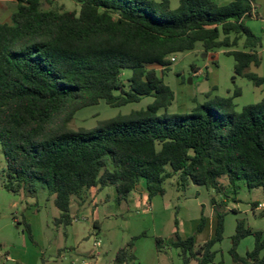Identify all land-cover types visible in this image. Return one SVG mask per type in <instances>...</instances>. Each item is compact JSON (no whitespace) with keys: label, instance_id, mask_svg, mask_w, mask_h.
I'll return each mask as SVG.
<instances>
[{"label":"trees","instance_id":"trees-1","mask_svg":"<svg viewBox=\"0 0 264 264\" xmlns=\"http://www.w3.org/2000/svg\"><path fill=\"white\" fill-rule=\"evenodd\" d=\"M14 1L9 21H0L3 190L35 197L42 187L58 210L55 227L66 230L77 220L72 201L83 206L91 189L113 188L121 204L141 182L148 200L163 196L173 178L184 193L203 187L225 200H210L213 237L197 246L195 235L181 239L175 231L170 239L155 238V247L158 253L163 244L179 250L182 264H224L215 262V246L223 240L226 203L238 202L241 186L264 187V99L236 111V89L232 97L197 104L190 113L170 114L174 94L163 77L172 56L200 44L205 53L228 49L234 74L263 84L264 78L248 71L261 64V39L245 24L256 16L254 0H177L175 8L172 0H72L75 10H63L57 0ZM148 97L153 101L145 109L93 129L70 127L78 111L101 101L120 108ZM206 223L201 212L196 233ZM24 230L32 240L27 225ZM247 237L254 238V247L241 257L237 249ZM137 239L116 252L113 264L134 260ZM263 249L264 233L237 220L232 262L264 264Z\"/></svg>","mask_w":264,"mask_h":264},{"label":"rangeland","instance_id":"rangeland-1","mask_svg":"<svg viewBox=\"0 0 264 264\" xmlns=\"http://www.w3.org/2000/svg\"><path fill=\"white\" fill-rule=\"evenodd\" d=\"M231 0H217L219 5H224ZM256 5V17L247 18L245 24L248 28L261 39V46L257 49L261 59L259 67L251 66L249 72L264 78V0H254ZM171 5L175 8L178 5L177 0H172ZM57 6L63 10L78 9V4L72 0H57ZM48 9L47 5H43ZM16 10L14 0H0V21L8 22L11 14ZM243 40H241L238 49H242ZM228 49H219L211 53H205L201 45L198 44L195 50L180 54H175V62L172 63L170 71L163 77L164 84L167 85L174 94V100L167 109L170 114L190 113L197 104L212 101V99L232 97L235 90L239 89V97L233 98L236 111H241L243 107L256 104L264 99V83L255 86L251 81L236 76L234 74V60L225 53ZM194 67L199 72L197 75L191 70ZM159 70V69H157ZM125 78L130 77V71H123ZM153 101L152 98H143L139 103L129 104L120 108H112L101 101L98 105L84 108L78 111L70 127L74 130L93 129L98 122L126 115L132 111L145 109ZM4 158L0 149V173L4 168ZM2 174H0V220L10 218L14 214L18 222L13 228L19 226L24 230L25 225L30 229L32 240L27 239L33 247L39 249L38 264H70L75 262L78 255L74 249L77 247L73 231L76 229L81 236H88L94 232L92 240L87 246H94V241L99 242V246L94 248V259L101 258L103 264H113L116 252L126 246L132 237H138L134 242L133 255L134 260L130 264H149L152 256L153 264H182L179 257V250L167 247L165 244L158 253L155 248V238L164 240L174 236L176 231L174 221L177 220L178 228L184 231L182 236L190 237L196 235L197 224L201 212L210 220L214 214L210 200L212 197L219 202L221 195H216L212 191H207L203 187L191 186L185 193L176 188V178L168 180L165 185V194L155 196L151 200L145 196V202L150 204V210L145 211L144 205L138 199L128 198L127 203L119 204L116 200V194L112 188H105L109 199L105 202H96V206H86V208L75 211L76 201L73 200L71 213L78 215V224L68 227L66 230L56 228L53 221L58 217V210L53 204V200L47 199V191L39 187L33 201L35 204H24L27 199L20 198L6 192L2 188ZM198 192V195L196 193ZM229 197H232L230 194ZM238 202H229L227 213L225 215V232L223 240L215 246L218 251L215 262L224 261V264H234L229 255L231 247V237L235 233L236 221L244 220L246 225L253 230L264 233V216L251 215V204L258 202L264 204V187L254 190H247L241 186L236 195ZM19 200L13 210L7 206L13 201ZM81 207V206H79ZM225 208L221 209L224 211ZM178 211V212H177ZM264 211V210H263ZM31 216L37 217V229L41 231L34 234ZM97 222L98 230L101 235H95L98 231L94 229L93 223ZM38 224L42 227L38 228ZM211 232V223L205 229L204 238H208ZM7 233V232H6ZM144 236H141V235ZM68 235L67 239L65 236ZM42 237L41 243L36 240ZM87 241V240H85ZM203 244L199 241L197 246ZM84 247L80 246V248ZM254 247V238L247 237L243 239L237 252L239 256L245 257L248 251ZM104 250L103 254L101 253ZM97 254H96V253ZM59 254V255H58ZM60 256V257H59ZM264 257V249L261 252ZM84 258V257H83ZM85 259H90L87 257ZM79 261V260H78ZM13 264H23L15 260Z\"/></svg>","mask_w":264,"mask_h":264},{"label":"crops","instance_id":"crops-1","mask_svg":"<svg viewBox=\"0 0 264 264\" xmlns=\"http://www.w3.org/2000/svg\"><path fill=\"white\" fill-rule=\"evenodd\" d=\"M254 5H255V3H254ZM254 13H257L256 5L254 8ZM198 73L199 72L196 71L194 73V75H197ZM114 192H115V190H114ZM196 195H198V192L196 193ZM15 196H18V195H15ZM145 196H147L145 184L143 182H141L137 186V189L129 195V198H132L133 200L139 198V200L142 202L141 204L144 205L145 211H149L150 210V204L148 202H145V199H144ZM18 197L22 198L23 196L20 195ZM23 198H24V200L27 199V201H25L26 203H24V204H26V205L31 204V203L35 204L32 197H23ZM108 199H109V196L105 192V189H102V190L91 189L89 192V198H88L87 202L81 207H79L76 204L77 207H75L76 208L75 211H80L79 210L80 208L82 210V209L86 208V206H88V207L96 206V202L98 200H99V202H104V201L106 202ZM224 202H225V200L221 199V201L219 203L221 204ZM18 203L21 204L22 202L19 200H13L7 206V208L9 210H13ZM253 203L262 204V203H258V202H253ZM226 205H228V204L226 203ZM73 206H74V204H72V207ZM211 207L213 210L212 205H211ZM226 209H227V207H226ZM250 213L253 216V218L256 216V213H259V214L263 213V215H264L263 210H258V209L252 210V206H251V212ZM74 215L77 217V220L73 221L71 226H69L72 228H74L73 226L78 224V221H79L78 215L75 212H74V214L71 213V216H74ZM30 219H31V224L33 225V228H34L33 229L34 234L36 233V231L39 234L41 229H37V225H36L37 223L35 222L37 217L31 216ZM215 221L216 220H215L214 214L212 215L210 220L207 219V223H206L205 228L201 232L196 233V235H195L196 244L199 241H203V243H205L207 240H209L210 238L213 237L214 228H215ZM16 222H18V219L14 214L11 215V220H10V218H7L5 220H0V264H13L15 260H19L23 264H38L39 263L38 259L40 256L39 249L33 247L32 244L29 242V240L27 239L25 230H23L19 226H16L15 228H13L12 224H15ZM198 223H199V221H198ZM209 223H211V232H210L208 238H204V232H205V229ZM94 224L98 227L97 222L93 223V227H94ZM224 224H225V222H224ZM40 227H42V226L40 224H38V228H40ZM35 229H36V231H35ZM94 229H96V228L94 227ZM97 230H98V228H97ZM176 231H177V233L181 239H185V237L182 236V233L184 234L183 230H181L180 228H177ZM224 232H225V229H224ZM73 233H74V238L76 239V245H77V247L74 249V252L76 255H78V257L75 259V262H71L70 264H103V261L101 258L94 259V257H93L94 256L93 252L95 251V249H94L95 247L93 245H92L93 248H91V246H87L90 243V241L92 240V238H93L92 236H94V232L92 234L91 233L88 234V236H86V235L81 236L80 233L75 229L73 231ZM39 235H41V234H39ZM95 235H101V231L98 230ZM67 236L68 235L65 236L66 239L68 238ZM35 238L40 244L41 243L40 239H42V237L39 236V239H37V237H35ZM85 240H87V241H85ZM94 244H95V241H94ZM83 245H84V247H82V248H80V250H78V248L80 246H83ZM41 246H42V248L45 247V246H43V244ZM103 252H104V250H102L101 253L103 254ZM87 257H90V259H85ZM152 258L153 257L150 256V263L149 264H153Z\"/></svg>","mask_w":264,"mask_h":264},{"label":"built area","instance_id":"built-area-1","mask_svg":"<svg viewBox=\"0 0 264 264\" xmlns=\"http://www.w3.org/2000/svg\"><path fill=\"white\" fill-rule=\"evenodd\" d=\"M175 60H176V59H175L174 56H172V57L170 58V61H171L172 63H174ZM255 209H258V210H264V204H258L257 207H256ZM98 246H99V242L97 241V242H95L94 247L97 248Z\"/></svg>","mask_w":264,"mask_h":264}]
</instances>
